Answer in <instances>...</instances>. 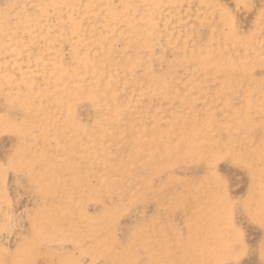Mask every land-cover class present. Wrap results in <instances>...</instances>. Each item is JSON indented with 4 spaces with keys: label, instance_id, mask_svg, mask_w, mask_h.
I'll return each instance as SVG.
<instances>
[{
    "label": "rangeland",
    "instance_id": "374dc122",
    "mask_svg": "<svg viewBox=\"0 0 264 264\" xmlns=\"http://www.w3.org/2000/svg\"><path fill=\"white\" fill-rule=\"evenodd\" d=\"M0 264H264V0H0Z\"/></svg>",
    "mask_w": 264,
    "mask_h": 264
}]
</instances>
